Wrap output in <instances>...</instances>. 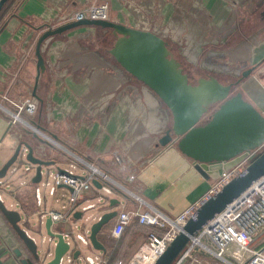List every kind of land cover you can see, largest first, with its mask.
I'll use <instances>...</instances> for the list:
<instances>
[{"label": "crops", "instance_id": "obj_1", "mask_svg": "<svg viewBox=\"0 0 264 264\" xmlns=\"http://www.w3.org/2000/svg\"><path fill=\"white\" fill-rule=\"evenodd\" d=\"M195 1L197 0H182L181 6L176 3L175 12L177 10L179 16L175 19V37L180 38L179 42L186 45H190L194 42L193 39L197 38L195 60H199L200 56L201 61H207L212 57L219 60L223 58L229 65L226 70L231 74L239 75L240 72L259 64L247 76L245 82L242 81L237 87L242 93L245 89L244 92L251 97L254 106L264 114V91L252 76L259 74L264 65L260 64L264 59L263 0H199V3ZM19 2L18 0L15 2V6L4 16L3 23L0 22V106L5 107L8 104L7 98L14 100L32 96L36 74L35 43L49 21L56 23L64 14L102 3L109 6L110 20L122 23L126 21L124 5L127 0ZM248 14H251L250 18L246 16ZM257 17H260L259 26L253 25L251 21L254 18L257 20ZM244 18L247 25L243 28ZM239 22L242 25H239ZM169 27L171 25L167 24L166 32ZM81 28L78 29L80 32L94 30V27L88 26ZM60 35L65 33L50 37L42 46L44 71L39 77L35 91L38 109L31 120L45 135L58 141L63 148L70 150L77 157L109 174L124 188L117 187L106 194L96 182L97 184H93L85 194L86 200L79 203L92 205L88 210L96 209L97 204L89 200L98 192L106 195L116 193L124 197V202L113 196L107 199L104 212L145 210L153 206L172 218L190 204L201 201L212 179L206 180L201 177L194 170L192 163L175 147H162L158 144L164 133L163 129L167 127L168 108L165 105L163 107L159 98L143 83L141 87L136 86L133 81L136 79L124 71L113 58L106 60L100 53L83 55L66 53V49H63L66 45L60 44ZM160 36L165 39L169 34ZM125 72L132 78L125 77ZM206 72L201 76L213 75L219 78L231 75ZM19 143L31 146L34 157L51 162L47 167H54L53 171L46 170L47 176L42 172L41 178L33 182L35 168L25 162V167H29L27 172L33 171L30 181L20 182L17 189L7 191L16 197L19 207L25 212L30 207L34 208L32 215L36 216L38 223H42V227L47 217L40 219L42 213L56 212L66 215L62 223L51 221V230L54 232L63 231L64 228L60 225L67 223L69 218L75 221L72 218L74 213H79L80 219L84 221L89 220L91 216L84 217L88 210L71 205L70 189L59 186L50 194L49 188L42 185L49 175V179L51 178L56 169L66 168H61L60 163L69 165L73 161L75 165L73 169L78 171L74 172L80 176L86 175L82 164L75 162L63 148L48 144L37 134L29 130L17 131L11 127L7 115L0 108V167ZM115 157H118L119 161ZM131 175L134 176L132 180L129 178ZM41 187L43 190L47 189L49 196H53L59 188L66 190L69 203L67 209L58 212L43 208L45 196ZM36 188L41 193L40 203L36 201ZM110 199L119 202L110 207ZM137 199L143 203L140 208ZM0 200L3 202L1 196ZM7 207L15 209L11 203ZM115 217L104 231L98 234L105 252L97 251L94 256L86 257H101V260L106 261L104 264L110 261L109 256L117 245L115 241L110 242L112 237L109 235ZM136 222L134 218L123 237L119 239L117 245L119 251L116 249L113 264H128L138 248L148 241L150 234L160 237L166 231L165 228L140 225ZM38 229L40 230L39 226ZM85 231L83 228L78 234H84ZM201 242L204 246L193 247L190 256L183 259L180 264H246V260H235L230 256H227V261L221 260L214 255V247L207 238H202ZM263 244L264 234L256 238L251 247L259 248ZM20 246L21 243L13 228L0 212V264H22L21 259L27 256L22 253L20 257L14 253L15 249H21ZM88 247L91 248L90 244ZM82 261L88 264L84 257Z\"/></svg>", "mask_w": 264, "mask_h": 264}, {"label": "water", "instance_id": "obj_2", "mask_svg": "<svg viewBox=\"0 0 264 264\" xmlns=\"http://www.w3.org/2000/svg\"><path fill=\"white\" fill-rule=\"evenodd\" d=\"M6 1L0 0V9ZM84 26L109 29L116 36L108 53L124 71L149 88L171 114L170 127L164 131L158 144L162 147H175L192 163L194 170L201 177L206 180L215 179L222 171L240 162L248 152L261 148L243 174L200 203L193 220L185 223L164 251L151 263L172 264L190 239L213 216L264 174V115L237 90L240 79L222 83L215 76H207L199 77L192 83L163 37L154 31L112 20L83 19L45 29L37 38L34 49V98L38 99L35 91L39 77L44 71L41 54L43 44L54 35ZM258 65L244 70L242 76L250 75ZM17 158L24 159L35 168L33 182L41 178L43 167L51 164L34 157L31 146L19 143L0 167V186L5 184L1 179ZM13 172L14 169L11 170V173ZM118 202L116 199H110L109 205L113 207ZM0 212L21 243V249H15L14 253L20 257L22 253L27 256L21 259L22 264H84L82 258L86 256H82L78 245L71 241L76 240L75 234L66 229L52 231L49 216L44 217L43 228L48 236L46 240L53 242V251L38 253L35 239L28 235L23 227L19 210L5 206L0 200ZM116 213V210L104 212L90 228L85 229L93 250L105 252L98 234ZM39 218L42 219L41 216ZM72 218L80 219L79 213H74ZM38 226L41 228L42 223H38ZM69 234H72V237ZM44 241L45 238L41 237L40 243Z\"/></svg>", "mask_w": 264, "mask_h": 264}, {"label": "built area", "instance_id": "obj_3", "mask_svg": "<svg viewBox=\"0 0 264 264\" xmlns=\"http://www.w3.org/2000/svg\"><path fill=\"white\" fill-rule=\"evenodd\" d=\"M83 19L109 20V6L106 3L92 4L87 8L70 14L62 15L58 22L49 21L45 29H53L59 24L79 21ZM264 91V67L259 72L256 79ZM8 104L0 106L7 115L8 123L17 131L29 130L44 139L48 144L57 145L63 148L62 144L53 138L45 135L31 120L38 109V102L33 96L19 97L14 100L7 98ZM71 155L75 162L82 164L86 170V175L80 176L74 172V163L70 162L69 168L56 169L54 173L42 182V185L49 188V193L53 194L55 188L59 186L70 189L69 201L71 205L80 206L82 210H88L92 205H81L79 202L85 201L86 193L92 188L93 182H97L102 192L109 194L117 187L124 189L117 184L109 174L98 167L77 157L70 150L63 148ZM260 149L252 150L246 156L230 169L222 171L220 175L212 179L205 197L196 203L190 204L175 217H168L156 207L150 206L145 210L119 211L115 217L114 223L109 230L110 237L117 239L123 230L135 218L139 224L146 226H156L165 228L163 235L157 237L150 234L148 236L149 244H143L130 260L128 264H151L159 254H161L170 240L178 233L185 223L193 220L197 207L207 197L216 194L228 182L232 181L246 171L247 166L260 153ZM119 161L118 157H115ZM29 167H25L28 171ZM130 180L134 178L129 176ZM1 183V182H0ZM37 203H40L41 193L38 188L35 189ZM139 208L143 204L140 199ZM41 218L49 216L51 221L60 222L66 215L56 212L42 213ZM93 220L99 219V216L92 217ZM264 234V174L256 179L247 189L239 193L230 203L211 218L185 246L177 260L173 264H180L183 259L190 256V251L196 245L204 246L202 238H207L214 247V255L224 261L227 256L233 259L246 260V264H264V244L259 248H252L251 243ZM76 240L88 246V233L75 234ZM143 247H148L146 251ZM246 255V258H244ZM88 264H104L106 261L101 257H85ZM121 264V263H117Z\"/></svg>", "mask_w": 264, "mask_h": 264}, {"label": "rangeland", "instance_id": "obj_4", "mask_svg": "<svg viewBox=\"0 0 264 264\" xmlns=\"http://www.w3.org/2000/svg\"><path fill=\"white\" fill-rule=\"evenodd\" d=\"M181 2L182 0H138V1L127 0V2L124 5L125 13H127L125 14L126 21H124V23L122 22L120 23L131 26V27L140 28V29H148V30L156 32L158 35H161V34L168 35L169 34V36H167L165 40L168 42V46L171 48V53L180 62V65L183 71L187 73L189 81L192 83L196 82V80L199 77H202L201 75L203 72L207 73L206 71L216 72L220 75H225V76L231 74L230 72L226 70L228 69L229 65L223 60V58H220L219 60L217 57L215 58L212 57L208 59L207 61H201L202 57L200 56L199 60H195V57H196L195 46H196V43L198 42L197 38L193 39L194 42H191L190 45H186V44L179 42L180 38L175 37L176 36L175 19L176 17L179 16L178 15L179 12L177 10L175 12V6H176V3L178 6H181ZM195 2L199 3V0ZM246 16L250 18L251 14H248ZM260 16L262 17V14H260ZM259 19L260 17H257V20L255 18L252 19L251 21H253L252 22L253 25L259 26V22H258ZM109 20H110V15H109ZM244 20H243V28L246 27L247 25V20L245 21ZM241 22H239V25H242ZM167 24H169V26L171 25V27H169L168 32H166ZM170 28L172 30L171 33H170ZM78 29H82V28L78 27V28L71 29V30L61 33V34L65 33V35H60L59 39L61 41L60 44L62 46L66 45L63 48V49H66L65 50L66 53L79 54V55L100 53V54H103V57L106 60L108 59L112 60L110 59L112 57L109 55L108 49L111 47L116 36L113 35V33L109 29L106 30V32L96 27H94V30H92L91 32L86 31V30H82V32H80L81 30H78ZM184 42H185V38H184ZM112 63H116V62H112ZM235 74L237 73H234V74L232 73L230 76H227V77L222 76V77H219V78L216 77V78L222 83H228L230 81H234V79H237L238 74L237 75ZM257 74L258 73L252 75L254 79H257L259 77V74L258 75ZM125 77H130V76L126 74L125 72ZM245 80L246 79L242 80L243 83L245 82ZM133 81H135L136 86L138 87L143 86L142 83L136 80H133ZM128 82L131 83L132 81L128 80ZM244 90L245 89H243V97L254 105L251 97L248 94H246ZM153 95L155 94L153 93ZM161 105L164 107V104L162 102H161ZM167 113H168L167 114L168 123H167V127L164 128L163 130H166L167 128H169L171 124V120H170L171 114L169 110H167ZM145 157L147 158L148 155H146ZM150 163L151 161L148 162V164ZM144 164L142 166H144ZM60 167L69 168V165L68 163H60ZM12 169H14L13 173H11ZM53 169L54 167H43V172L47 176L46 170L53 171ZM74 171L78 172L77 169H74ZM32 174H33V171H29V172L25 171L24 159L17 158L7 170L6 175L1 179V181L4 182L5 184L0 186V196L2 197L3 204L5 206H8L11 203L13 205V208L20 210L21 222L23 223V227L26 228L28 233L35 239L36 244H37L38 253H45L47 251L52 252L53 247H54L53 242H48L46 240L48 236L46 235V232L42 226L40 230H38L37 218L36 216L32 215L34 208L30 207L29 210L25 212L16 203L17 201L16 197L15 196L13 197L11 193H7V191H12V190L17 189L20 182L27 183L28 181H30ZM41 191H42V194L45 196L43 208H45L46 210L64 212L65 209H67V207L69 206L68 192L66 190L59 188L56 190L53 196L48 195L47 189L43 190V188L41 187ZM113 196H117L120 202L122 203L124 202V197L120 194L113 193L112 195L111 194L106 195L102 192H98L94 198L89 200V202H94L95 204H97V208L88 210L84 214V217L91 216V218L88 221H84L83 219H77L73 221L69 218L67 220L68 221L67 223H63L60 226H62V228L66 230H69L70 232L72 231L74 234L82 232L83 228L84 229L90 228L92 223L95 221V220H92V217L100 216L104 212V209L107 205V199L112 198ZM106 226L107 225L102 227L101 231L99 232V235L100 233L104 231ZM69 236L72 237V234H69ZM41 237L45 238V241L42 244L40 243ZM71 241H73L75 244L78 245V248L80 249L82 256H94V253H97L96 250H93L89 247L84 246L77 240L71 239ZM146 244H149V242L146 241ZM141 246L138 248V250L142 248Z\"/></svg>", "mask_w": 264, "mask_h": 264}, {"label": "trees", "instance_id": "obj_5", "mask_svg": "<svg viewBox=\"0 0 264 264\" xmlns=\"http://www.w3.org/2000/svg\"><path fill=\"white\" fill-rule=\"evenodd\" d=\"M17 0H7L4 4H3V6H2V8L0 9V22L1 23H3V20H4V16L6 15V13L7 12H9V10H11L12 8H13V6H15L14 4H16L15 2H16ZM20 0H18V2H19ZM20 3V2H19ZM19 5V4H18ZM17 5V6H18ZM81 28V27H80ZM96 28H98V29H100V30H103L104 32H106V30H108V29H103V28H100V27H96ZM168 48L171 50V48L168 46ZM110 55V54H109ZM261 63H264V59H263V61H261L260 62V64ZM136 223H138V222H136ZM140 225H142V224H140ZM129 226H127L124 230H123V232H122V234L120 235V237L119 238H117V239H114V238H112V239H110V242H113V241H115V243H117V245H118V243H119V239L120 238H122L123 237V235H124V233H125V231H126V229L128 228ZM153 227H155L156 228V226H153ZM161 229V228H160ZM117 245H116V247H117ZM115 247V249H114V251H113V253L109 256V260L110 261H108V263L107 264H113V262H114V258H115V256H116V249H117V251H119V247H117L116 248ZM121 248V247H120Z\"/></svg>", "mask_w": 264, "mask_h": 264}, {"label": "flooded vegetation", "instance_id": "obj_6", "mask_svg": "<svg viewBox=\"0 0 264 264\" xmlns=\"http://www.w3.org/2000/svg\"><path fill=\"white\" fill-rule=\"evenodd\" d=\"M166 42H167V41H166ZM167 44H168V42H167ZM242 73H243V72H240V74L237 76V79H240L239 84L242 82V80H244V79L247 78V77H243V76H242ZM237 79H234V81L237 80ZM237 88H238V87H237ZM237 90H238V89H237ZM164 131H165V130H164Z\"/></svg>", "mask_w": 264, "mask_h": 264}, {"label": "bare ground", "instance_id": "obj_7", "mask_svg": "<svg viewBox=\"0 0 264 264\" xmlns=\"http://www.w3.org/2000/svg\"><path fill=\"white\" fill-rule=\"evenodd\" d=\"M146 251L148 250V247H143Z\"/></svg>", "mask_w": 264, "mask_h": 264}]
</instances>
